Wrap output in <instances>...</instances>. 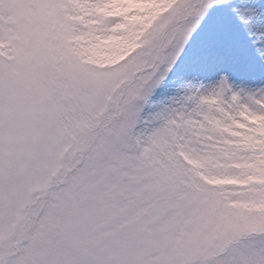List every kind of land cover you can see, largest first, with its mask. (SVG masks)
<instances>
[{
    "label": "snow or ice",
    "instance_id": "snow-or-ice-1",
    "mask_svg": "<svg viewBox=\"0 0 264 264\" xmlns=\"http://www.w3.org/2000/svg\"><path fill=\"white\" fill-rule=\"evenodd\" d=\"M0 264H264V0H0Z\"/></svg>",
    "mask_w": 264,
    "mask_h": 264
}]
</instances>
